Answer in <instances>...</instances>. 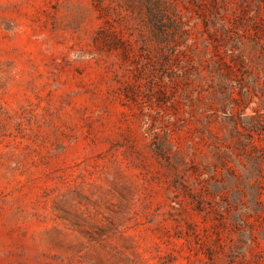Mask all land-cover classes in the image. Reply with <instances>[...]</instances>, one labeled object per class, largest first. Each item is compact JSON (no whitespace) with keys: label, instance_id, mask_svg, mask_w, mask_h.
<instances>
[{"label":"rangeland","instance_id":"374dc122","mask_svg":"<svg viewBox=\"0 0 264 264\" xmlns=\"http://www.w3.org/2000/svg\"><path fill=\"white\" fill-rule=\"evenodd\" d=\"M0 264H264V0H0Z\"/></svg>","mask_w":264,"mask_h":264}]
</instances>
